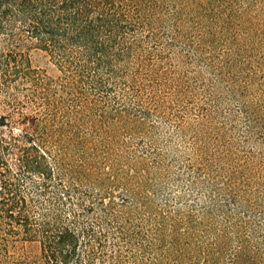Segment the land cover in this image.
Listing matches in <instances>:
<instances>
[{"label": "trees", "instance_id": "trees-1", "mask_svg": "<svg viewBox=\"0 0 264 264\" xmlns=\"http://www.w3.org/2000/svg\"><path fill=\"white\" fill-rule=\"evenodd\" d=\"M221 7L0 0V264H264V53Z\"/></svg>", "mask_w": 264, "mask_h": 264}, {"label": "rangeland", "instance_id": "rangeland-1", "mask_svg": "<svg viewBox=\"0 0 264 264\" xmlns=\"http://www.w3.org/2000/svg\"><path fill=\"white\" fill-rule=\"evenodd\" d=\"M220 4L222 12L218 19L220 41L217 44V49L223 53L224 60L230 58L233 61L231 62L233 70L240 67V70L247 71V62L254 64V55L264 53V0H220ZM29 49L33 67L41 69L49 77L59 75L57 67L44 51L34 46ZM201 74L203 77L211 76L206 68L201 69ZM221 88L226 97V86L222 84ZM224 105L232 107L233 101L226 98ZM25 111L29 112L28 109ZM8 112L9 110L4 106L0 108V115ZM17 117L18 114L13 113L9 119L12 121ZM11 124L13 127L20 126ZM1 129L2 132L8 133L11 128L3 127ZM12 129L15 133L18 132L15 128ZM27 247L29 250L36 249L35 245L28 244Z\"/></svg>", "mask_w": 264, "mask_h": 264}]
</instances>
